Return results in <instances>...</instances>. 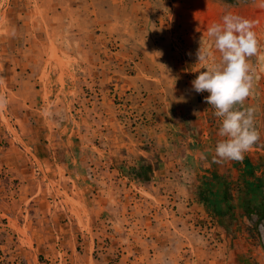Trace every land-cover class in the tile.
<instances>
[{
	"label": "rangeland",
	"instance_id": "obj_1",
	"mask_svg": "<svg viewBox=\"0 0 264 264\" xmlns=\"http://www.w3.org/2000/svg\"><path fill=\"white\" fill-rule=\"evenodd\" d=\"M226 14L255 21L260 138L217 163L191 82ZM0 99V264H264L260 0H0Z\"/></svg>",
	"mask_w": 264,
	"mask_h": 264
},
{
	"label": "clouds",
	"instance_id": "obj_2",
	"mask_svg": "<svg viewBox=\"0 0 264 264\" xmlns=\"http://www.w3.org/2000/svg\"><path fill=\"white\" fill-rule=\"evenodd\" d=\"M264 7V0H260ZM255 21L238 15L226 14L222 23H213L207 35L221 54L220 63L200 71L191 82L192 91L207 92L204 102L214 109L213 115L221 119L218 135L224 139L217 142L214 162L242 160L260 138L255 127L254 107L238 108L252 95L253 76L247 58L258 53V40L253 31ZM162 53H160L161 55ZM211 55L208 49L200 47L196 52L198 63L207 64ZM4 101L0 99V107Z\"/></svg>",
	"mask_w": 264,
	"mask_h": 264
},
{
	"label": "crops",
	"instance_id": "obj_3",
	"mask_svg": "<svg viewBox=\"0 0 264 264\" xmlns=\"http://www.w3.org/2000/svg\"><path fill=\"white\" fill-rule=\"evenodd\" d=\"M246 210L248 213H247V215L243 216L242 221H249V220H251V218L256 219V221H257L256 224L258 225V223H259L258 226L260 227V231H262V233H264V215L263 214H261V215H249V213H253L256 211L254 210V206H249L248 204H246ZM242 211H243V208H242ZM224 228H227V226L224 225Z\"/></svg>",
	"mask_w": 264,
	"mask_h": 264
},
{
	"label": "trees",
	"instance_id": "obj_4",
	"mask_svg": "<svg viewBox=\"0 0 264 264\" xmlns=\"http://www.w3.org/2000/svg\"><path fill=\"white\" fill-rule=\"evenodd\" d=\"M150 172L151 167L149 165H143L140 168H138L135 172L136 181H139L140 183L147 184L150 180Z\"/></svg>",
	"mask_w": 264,
	"mask_h": 264
}]
</instances>
